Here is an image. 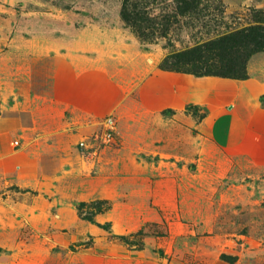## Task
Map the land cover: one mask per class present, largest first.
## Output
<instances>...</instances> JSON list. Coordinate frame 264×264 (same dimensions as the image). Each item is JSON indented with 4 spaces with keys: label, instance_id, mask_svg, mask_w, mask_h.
Returning <instances> with one entry per match:
<instances>
[{
    "label": "rangeland",
    "instance_id": "374dc122",
    "mask_svg": "<svg viewBox=\"0 0 264 264\" xmlns=\"http://www.w3.org/2000/svg\"><path fill=\"white\" fill-rule=\"evenodd\" d=\"M229 67L264 107V0H0V264H264V155L215 151L205 109L151 93Z\"/></svg>",
    "mask_w": 264,
    "mask_h": 264
},
{
    "label": "crops",
    "instance_id": "0c3cea01",
    "mask_svg": "<svg viewBox=\"0 0 264 264\" xmlns=\"http://www.w3.org/2000/svg\"><path fill=\"white\" fill-rule=\"evenodd\" d=\"M165 78L166 81L159 79L152 83L151 93L164 96L174 95L175 92V99L169 98L167 102L164 100L167 107L174 106L176 102L183 103L184 109L186 106L205 109L208 115L206 120L199 124L198 135L206 141H211L215 151H247L252 157L264 155V107L259 104L258 94L248 80L211 79L192 74H167ZM84 85H77L78 92L83 93L86 90ZM30 122L32 124V121H28L29 124ZM23 124L27 126L25 122ZM31 134L27 132V135L23 136L33 141L58 140L56 135ZM35 169V172H38V168Z\"/></svg>",
    "mask_w": 264,
    "mask_h": 264
},
{
    "label": "trees",
    "instance_id": "16d2710c",
    "mask_svg": "<svg viewBox=\"0 0 264 264\" xmlns=\"http://www.w3.org/2000/svg\"><path fill=\"white\" fill-rule=\"evenodd\" d=\"M235 37H236L235 35H232V36H227L226 38L220 39L217 43H219V46L221 48H218L217 46H215L214 48L211 47L212 45L217 44V43H213L210 45H205L204 47L197 48L193 50L192 53H185V54L175 56L174 58H177V61H175L174 63H170L169 70L173 69L176 72H185L187 70L186 68H193V69H196L197 71H200L201 67H199V65L205 64L207 59L212 58V54L215 53L216 51L218 52L219 55L224 56V57H227L229 55L234 56L233 54H235L241 48H244L246 46V44L243 42L245 41V37L240 35L239 36L240 40H235ZM227 69L230 70L229 73L219 71L220 73H214L213 76H218L219 78L232 79V80H238V81L247 80V77L238 74L237 73L238 71L231 73L232 72L231 67ZM167 112H171V111L167 110Z\"/></svg>",
    "mask_w": 264,
    "mask_h": 264
},
{
    "label": "built area",
    "instance_id": "2783aa9c",
    "mask_svg": "<svg viewBox=\"0 0 264 264\" xmlns=\"http://www.w3.org/2000/svg\"><path fill=\"white\" fill-rule=\"evenodd\" d=\"M110 135H107V137H109Z\"/></svg>",
    "mask_w": 264,
    "mask_h": 264
}]
</instances>
